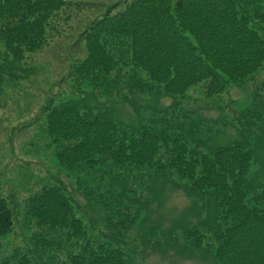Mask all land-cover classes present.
I'll use <instances>...</instances> for the list:
<instances>
[{
	"label": "trees",
	"instance_id": "16d2710c",
	"mask_svg": "<svg viewBox=\"0 0 264 264\" xmlns=\"http://www.w3.org/2000/svg\"><path fill=\"white\" fill-rule=\"evenodd\" d=\"M263 3L115 0L90 3L88 10L80 0H0V94L5 83L29 78L32 67L23 61L59 42L65 25L75 19L72 48L81 44L84 51L74 58L68 79L72 86L85 81L87 90L79 86L58 103L52 99L44 111L60 164L70 170L105 167L114 176L125 169L176 175L204 199L201 228L216 243L214 264H264V183L248 178L261 114L238 116L234 124L242 131L221 141L219 135L201 138V122L168 108L123 125L94 105L103 97L124 101L150 92L183 97L199 84L207 98L233 85L250 86L264 69ZM252 86L257 100L264 80L242 90ZM62 192L53 187L36 195L35 214L42 226L67 227L79 244L87 229ZM13 224V208L0 194V236ZM185 230L190 238L192 231ZM87 240L72 264H127L120 242L112 247Z\"/></svg>",
	"mask_w": 264,
	"mask_h": 264
},
{
	"label": "rangeland",
	"instance_id": "374dc122",
	"mask_svg": "<svg viewBox=\"0 0 264 264\" xmlns=\"http://www.w3.org/2000/svg\"><path fill=\"white\" fill-rule=\"evenodd\" d=\"M80 1L90 10V3L115 0ZM74 20L64 24L59 42H51L23 61L32 67L29 78L5 83L0 94V194L14 211L13 227L0 236V264H72V257L88 244V238L95 239L92 244L112 247L120 242L127 264H214L216 243L204 236L207 230L201 228L207 215L204 199L186 181L172 174L155 175L153 170L125 169L124 174L114 176V170L105 167L70 170L60 164L58 147L46 131L44 111L52 99L58 103L79 86L87 90L85 81L72 86L68 79L74 58L82 57L84 51L81 44L72 48L76 34L70 25ZM263 80L264 69L250 86ZM246 87L233 85L229 92L207 98L199 84L183 97L150 92L139 98L132 94L127 96L131 100L124 101L120 96L103 97L94 105L108 110L109 116L123 125L168 108L201 122V138L219 135L221 141L235 137L237 129L242 131L234 124L238 116L258 112L263 120L254 136L259 140L248 178L264 183V137H258L264 134V91L255 100L251 94L255 87L249 92L242 90ZM53 187L63 190L75 215L84 221L87 237L79 239V244L68 235L67 227L42 226L35 214L39 200L33 198ZM185 229L192 231L190 238H186Z\"/></svg>",
	"mask_w": 264,
	"mask_h": 264
}]
</instances>
